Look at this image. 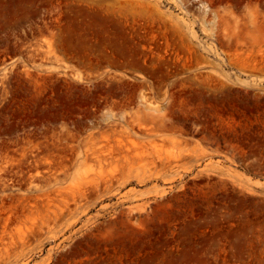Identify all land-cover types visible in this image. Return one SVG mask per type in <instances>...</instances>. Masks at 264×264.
Instances as JSON below:
<instances>
[{"label":"rangeland","instance_id":"1","mask_svg":"<svg viewBox=\"0 0 264 264\" xmlns=\"http://www.w3.org/2000/svg\"><path fill=\"white\" fill-rule=\"evenodd\" d=\"M0 264H264V0H0Z\"/></svg>","mask_w":264,"mask_h":264}]
</instances>
